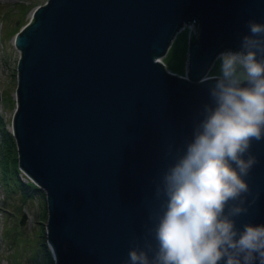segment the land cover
Segmentation results:
<instances>
[{
	"label": "water",
	"instance_id": "obj_1",
	"mask_svg": "<svg viewBox=\"0 0 264 264\" xmlns=\"http://www.w3.org/2000/svg\"><path fill=\"white\" fill-rule=\"evenodd\" d=\"M29 10L12 36L9 129L18 168L43 190L45 243L54 264H122L172 162L168 145L190 138L208 102L197 81L221 50H238L247 20L264 23V0H44ZM193 21L183 72L166 68L174 32ZM251 150L256 202L238 227L264 224V141Z\"/></svg>",
	"mask_w": 264,
	"mask_h": 264
},
{
	"label": "clouds",
	"instance_id": "obj_2",
	"mask_svg": "<svg viewBox=\"0 0 264 264\" xmlns=\"http://www.w3.org/2000/svg\"><path fill=\"white\" fill-rule=\"evenodd\" d=\"M186 26L198 38L197 22ZM246 27L238 50L216 56L218 73L197 81L208 85V102L190 138L168 145L172 162L122 264H264V224L237 226L256 202L247 178L259 163L253 143L264 141V23Z\"/></svg>",
	"mask_w": 264,
	"mask_h": 264
},
{
	"label": "rangeland",
	"instance_id": "obj_3",
	"mask_svg": "<svg viewBox=\"0 0 264 264\" xmlns=\"http://www.w3.org/2000/svg\"><path fill=\"white\" fill-rule=\"evenodd\" d=\"M43 1L0 0V117L9 131L10 117L15 106V64L19 54L12 36L15 30L28 21L29 9ZM23 6L27 8L22 13ZM20 17L23 21L17 25ZM188 24L183 23V26L174 32L161 55L165 65L175 72L181 71L184 66ZM217 55L212 59L207 71L218 73ZM17 175L22 181L30 180L20 168ZM34 184L36 187L32 189L31 194L23 196L17 186L6 187L0 174V264H54L51 255L49 262L46 261L40 248V238H45V203L44 194H41L42 188ZM22 212L25 215L23 221L19 222ZM45 246L48 249L46 243Z\"/></svg>",
	"mask_w": 264,
	"mask_h": 264
},
{
	"label": "trees",
	"instance_id": "obj_4",
	"mask_svg": "<svg viewBox=\"0 0 264 264\" xmlns=\"http://www.w3.org/2000/svg\"><path fill=\"white\" fill-rule=\"evenodd\" d=\"M26 8L27 6L22 7V13L25 11ZM22 21L23 19L22 17H20L17 25L21 23ZM165 67L172 70L166 65ZM183 69H184V66L182 67L181 71H178V72L182 73ZM207 72L217 74L212 71H207ZM17 170H18V166L16 162V151H15L14 140H13V137L10 131L6 129L5 126L3 125V121L0 117V174H1V178L3 182L5 183L6 187L12 186V185L17 186L20 189V193L23 196L30 195L32 192V189L36 187L35 184L31 180H28V179L25 181H22L17 175ZM41 194L43 196L42 192ZM41 230L42 229L40 227V231ZM43 239L40 238V245H41L40 248L43 251L42 254L45 257L46 261L49 262V258H50L49 250L46 248L45 241Z\"/></svg>",
	"mask_w": 264,
	"mask_h": 264
},
{
	"label": "built area",
	"instance_id": "obj_5",
	"mask_svg": "<svg viewBox=\"0 0 264 264\" xmlns=\"http://www.w3.org/2000/svg\"><path fill=\"white\" fill-rule=\"evenodd\" d=\"M188 23L191 24L192 22H188ZM182 26H183V25H182ZM187 28H188V27H187ZM189 33H190V31H189V28H188V34H187V36H189ZM224 50H226V49H224ZM224 50H221V51H224ZM221 51H220V52H221ZM233 51H235V50H233ZM220 52H219V53H220Z\"/></svg>",
	"mask_w": 264,
	"mask_h": 264
},
{
	"label": "bare ground",
	"instance_id": "obj_6",
	"mask_svg": "<svg viewBox=\"0 0 264 264\" xmlns=\"http://www.w3.org/2000/svg\"><path fill=\"white\" fill-rule=\"evenodd\" d=\"M48 246V245H47ZM49 247V246H48ZM50 249V248H49Z\"/></svg>",
	"mask_w": 264,
	"mask_h": 264
}]
</instances>
